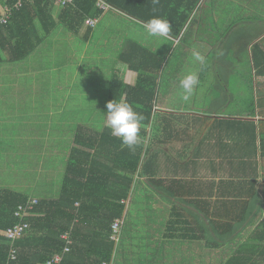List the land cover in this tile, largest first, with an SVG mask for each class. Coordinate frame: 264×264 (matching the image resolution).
<instances>
[{"label":"crops","instance_id":"0c3cea01","mask_svg":"<svg viewBox=\"0 0 264 264\" xmlns=\"http://www.w3.org/2000/svg\"><path fill=\"white\" fill-rule=\"evenodd\" d=\"M228 1L231 3L230 0ZM246 3L258 9L242 6L243 11L245 9L255 15L245 17L244 21H241L243 14L241 11L239 15H227L226 11L225 16L222 12L220 16V19H223L222 24L217 28L213 23L212 12L208 10L203 0H200L178 37L153 39L148 37L142 28L140 32L143 38L127 39V41H139L138 43L147 46L148 50L150 47L149 51L163 60L167 51L172 47H180L183 42V45L189 49L201 52L205 57L204 67L207 70L209 67L210 70L220 74L215 82L208 81L204 76L208 77L211 72L208 74L203 68L202 75L199 76V80L203 82L201 89L197 88L194 93L198 98L191 97L188 102L180 98L179 91L167 90L155 94V117L161 115L171 120L164 131V141L158 133L159 135L153 137L152 143H148L150 150L148 157H152V176L161 181L160 188L151 186L148 177L138 174L134 178L127 201L123 200L126 203L124 220L126 207L134 195L140 190L151 189L159 205V212L163 208L166 213L165 219L163 218L154 227L160 229L162 226L165 229L169 223L170 210L174 207L188 221L198 239L186 241L163 238L167 244L162 252H166V257L170 258L169 264H199L198 251L201 252L202 258L206 251H214L212 255L228 252L227 257H229L252 232L264 231V75H256L257 69L252 58L253 49L264 56V0H246ZM101 23H116V28L102 26L98 30ZM138 23L142 24L122 12L111 9L103 14L94 30L89 31L83 27L77 34H72L64 29L61 31L65 41L53 43L61 46V49L77 41V44L82 43L84 47H88L95 36H93L95 31L98 30L99 33L103 31L100 35L109 33L107 36L109 41L102 44L100 53L101 68L106 76L103 78L104 81L95 79V83L100 81L104 83V91H106L115 65L119 64V67L124 68L128 66L123 60L129 51L125 46L123 28L133 27L138 30L135 28ZM241 30L242 33H238ZM53 36L55 41L62 39L60 32L54 33ZM48 38L46 41H50ZM146 38L152 41L151 46L143 42L148 41ZM39 48H36L27 59L18 63L30 62L33 58L31 56ZM160 51L163 55L159 54ZM238 52H246V55L242 57ZM43 56L46 55L36 54L35 59L41 61ZM87 58H92V55ZM258 62V67L264 68V58L259 56ZM135 63H141V58L134 59L131 64ZM14 64L2 65L0 72L1 69L6 68L5 75L13 73ZM164 66H166L165 61L160 71ZM75 76L72 77V84ZM220 76L224 78L229 89L232 85L235 90L229 92L227 87H223L219 81ZM5 81V76L0 78V83ZM209 82L211 86L204 89V83ZM257 82L261 84V89L254 87ZM215 91L219 94H215ZM74 95L81 97L82 93L75 92ZM93 95L94 98L98 96L96 92ZM77 105L78 103L75 104ZM90 108L83 114L84 116L94 115L100 111L97 116L101 117L99 119L96 117V122L91 117L88 120V117H85V121L82 120L76 126V131L68 144L67 154L74 146L75 134L79 128L84 129L88 134L102 132L106 126L104 113L107 111L106 106L99 110V107L94 108L90 104ZM149 131L150 129H147L148 133ZM45 145L40 152L37 151V155L41 153L44 155ZM52 152L55 155L54 150ZM160 189L166 190L167 193ZM24 191L28 192L27 182ZM57 196L58 194L53 198ZM134 234L139 245L146 246V239L141 234L139 236V233ZM177 242L179 247L175 248ZM191 254H195V257L193 256L194 260L189 263ZM91 258L94 256L92 255ZM80 259L87 260L85 256Z\"/></svg>","mask_w":264,"mask_h":264},{"label":"trees","instance_id":"16d2710c","mask_svg":"<svg viewBox=\"0 0 264 264\" xmlns=\"http://www.w3.org/2000/svg\"><path fill=\"white\" fill-rule=\"evenodd\" d=\"M199 1L158 0L154 3L153 0H105L109 10L122 12L142 23L135 26L138 32L153 16L167 19L171 24L168 36L174 38L180 35ZM15 2L0 0V17L3 7L11 8L7 24L0 28V67L24 61L39 46H43L40 54H45L44 49L48 51L46 39L56 32L63 35L61 30L72 34H77L83 27L94 30L108 11L100 9L97 0H73L71 5L65 6L59 5L57 0H30L17 10L13 8ZM88 19L97 20L93 28L86 26ZM125 38L133 36L126 34ZM130 41L133 49L123 57L128 66L115 65L105 92L106 104L111 100L128 102L134 111L144 117L137 145L132 149L122 145L120 138L111 135L107 126L102 132L88 134L79 128L74 146L67 156L57 198L40 199L14 189L0 188V264H45L61 253L66 245L61 235L70 228L73 244L70 251L64 254V264H113L112 252L116 242L111 239V227L116 220L123 221L124 201L129 197L135 176L145 175L151 186L160 188L161 181L152 176L148 143H152L153 137L159 134L164 141V131L171 123L166 116L155 117L154 114L157 74L164 60L139 41ZM49 45L51 50L55 46L53 42ZM52 51L53 57L60 56L58 51ZM259 56L264 58L253 49L256 75L261 76L264 75V68L258 67ZM138 57L141 63L131 64ZM136 72L138 76L133 78ZM98 90L91 92L98 94ZM147 129H150L149 133ZM3 141L0 139V148ZM160 190L167 193L164 189ZM34 200L36 204H32ZM29 205L32 216L19 220L15 215L19 207ZM22 223L28 224V229L16 240L10 241L7 231ZM163 238L198 239L175 207L170 210ZM11 250L16 253L14 260L9 257ZM92 255L94 258H91ZM82 256L87 260L81 261ZM222 264H264V231L252 232Z\"/></svg>","mask_w":264,"mask_h":264},{"label":"rangeland","instance_id":"374dc122","mask_svg":"<svg viewBox=\"0 0 264 264\" xmlns=\"http://www.w3.org/2000/svg\"><path fill=\"white\" fill-rule=\"evenodd\" d=\"M240 1L230 0L231 3H229L228 0H212L210 3V0H203V3L212 12L214 26L218 28L222 24L223 19H220L222 12L225 16L226 11L227 15H239L241 11L243 12L241 21H244L245 17L249 15L255 16L245 9L243 11L242 6L247 5L254 10L258 8L252 4L249 5L246 0ZM238 3L241 7L238 6ZM261 15H263L262 11ZM256 19L259 20V18ZM102 26L116 28V23H101L98 30ZM98 30L95 31L96 33L94 32L93 36H95L88 47H84L82 43L77 44L78 41L62 49L61 46L55 44L52 50L58 51L60 56L58 54V57H53V51L49 44L64 42L65 37L62 35V39L56 41L54 36L49 37L50 41L45 42L48 44V51L46 48L44 49L46 51L42 55L46 56L41 57V61L35 58H37L36 54H40L43 46L31 56L32 59L29 58L30 62L15 63L13 73L5 75L6 68L1 69L0 78L5 76L6 81L0 83V139L5 140L0 148V188L14 189L40 199L53 198L59 193L64 176L62 167L67 160L68 144L76 131V126L82 120L84 122L85 117H88L87 120L91 117L96 122V117L97 119L101 117L97 116L100 111L89 116L83 114L91 109L90 104L94 108L99 107L100 110L107 101V93L103 90L104 83L101 81L94 83L95 79L104 81L103 78L106 76L101 68L100 53L102 44L109 41L107 37L109 33L100 35L103 34V31L99 33ZM238 33H242V30ZM123 34L125 37L126 34L133 38L144 37L133 27L123 28ZM127 39L125 46L130 51L133 49L132 43ZM146 39L148 41L143 42L151 46L152 41ZM183 44L182 42L178 48L170 47L171 50L163 56L166 66L157 75L156 93L167 90L180 92L178 82L183 74L196 71L201 76L203 68L204 71L207 70L205 65L201 66L199 62L192 61L193 50ZM159 47L161 48L160 45ZM159 54L163 55L162 51ZM238 54L244 57L246 52H238ZM90 55L92 58L88 59L87 57ZM50 64L54 65V69ZM106 69L107 67H105ZM208 69L207 73H211L208 77H204L208 81L215 82L220 74L210 70L209 67ZM74 75L77 78L75 76L72 84ZM137 76L136 72L133 78ZM219 78L220 84L227 87L229 92L235 90L232 85L229 89L222 76ZM160 79H162L161 83ZM202 83L200 81L197 88L201 89ZM209 86H211L210 82L204 83L203 88L206 89ZM255 86L261 89L260 83L257 82L254 84ZM97 88L99 89L98 96L94 98L91 91ZM75 92L82 93L81 97H76ZM215 94H219V92L215 91ZM197 96L194 94L192 97L198 98ZM77 103L78 105L75 106ZM42 142L43 145L46 144L44 155L43 153L37 155V151L40 152L43 147ZM53 150L55 155H53ZM26 182L28 184L27 193L24 191ZM150 190L138 191L127 205L119 240L115 243L112 252L113 264H169L170 258L166 257V252H162L167 241L161 235L166 228L154 227L163 218L165 219L166 213L163 208L159 212V205L154 199L153 191ZM125 231L126 233H124ZM134 233H139V236L141 234L146 239V246L139 245V241L134 238ZM178 247L179 243L177 242L175 248ZM145 248L147 249L145 250ZM213 252L206 251L202 258L201 252L198 251L199 264H222L228 256V252L212 255ZM193 256L195 257V254H191L192 258L188 259L189 263L194 260Z\"/></svg>","mask_w":264,"mask_h":264},{"label":"clouds","instance_id":"9594fccd","mask_svg":"<svg viewBox=\"0 0 264 264\" xmlns=\"http://www.w3.org/2000/svg\"><path fill=\"white\" fill-rule=\"evenodd\" d=\"M157 3L158 0H153ZM143 31L150 38H164L171 32V24L167 19L153 16L142 25ZM192 61L199 62L201 66L205 64V57L200 51L193 50ZM180 98L184 102L190 101L197 86L200 83L199 74L196 71H189L179 79ZM104 113L106 126L110 129L111 135L120 138L122 145L129 149L134 148L139 140L141 122L144 117L133 110L128 102L111 100L107 102Z\"/></svg>","mask_w":264,"mask_h":264},{"label":"built area","instance_id":"2783aa9c","mask_svg":"<svg viewBox=\"0 0 264 264\" xmlns=\"http://www.w3.org/2000/svg\"><path fill=\"white\" fill-rule=\"evenodd\" d=\"M25 1H30V0H16L15 4L13 5V8L16 10L21 8ZM57 3L61 6L71 5L73 3V0H57ZM97 6L104 11H107L110 8L109 5L105 2V0H97ZM10 14H11V8H9L7 6L2 8V14L0 17V28L7 24V21L10 17ZM96 22H97V20H95V19H88L85 24L87 27L93 28L95 26ZM36 202L37 201L34 200L32 202V204H36ZM31 209H32L31 205L27 206L26 208L19 207V211L16 212L15 215L19 218V220L23 221L25 217H31L32 216L29 213V211ZM122 225H123L122 220H116L112 224V227H111L112 237H111V239L113 241H115L116 243L119 240V234H120ZM27 229H28V224H26V223L17 224L7 231L6 236L10 241L13 242L17 238H19L22 234H24V232ZM71 231H72V228H70L68 231H66L65 233H63L61 235V239L64 240L66 243V245H65V247H63L61 253H58L55 256H53L45 264H64V254H66L70 251V247L73 244V241L71 239V236H72ZM15 256H16L15 250H11L9 257L12 260H14L16 258ZM101 264H108V263L103 262Z\"/></svg>","mask_w":264,"mask_h":264}]
</instances>
